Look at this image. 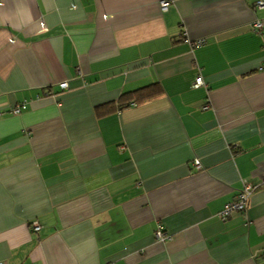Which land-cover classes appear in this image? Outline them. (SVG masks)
Masks as SVG:
<instances>
[{
	"label": "crops",
	"instance_id": "crops-1",
	"mask_svg": "<svg viewBox=\"0 0 264 264\" xmlns=\"http://www.w3.org/2000/svg\"><path fill=\"white\" fill-rule=\"evenodd\" d=\"M169 1L0 0V264H264V8Z\"/></svg>",
	"mask_w": 264,
	"mask_h": 264
},
{
	"label": "built area",
	"instance_id": "built-area-1",
	"mask_svg": "<svg viewBox=\"0 0 264 264\" xmlns=\"http://www.w3.org/2000/svg\"><path fill=\"white\" fill-rule=\"evenodd\" d=\"M160 4V8L161 10H167L170 4L169 0H160L159 2ZM255 6L257 8H264V0H257L255 2ZM251 27L253 29V31L257 34H263L264 35V21L262 20H254L251 24ZM204 42V40H197L195 42V44L200 45ZM204 83L202 76L198 75L195 78L194 81V86H199L202 85ZM60 86L62 88L67 86L66 82H61ZM26 106V104L24 102H22L21 104H18L16 107H13L11 109V112L13 114H18L21 112L22 109H24ZM196 163L198 164V162L196 161ZM252 192V186L248 183L244 184L243 188L237 193L235 200L232 202H229L228 204H226L224 206V208L218 213V216L220 218H226L227 216H229L234 210H239V211H245L247 206H248V202L250 199V195ZM32 229L34 231H38L40 229V225L37 221L32 222ZM155 236L158 239H164L167 237V235L165 234V232L162 230L161 227H159L156 232H155Z\"/></svg>",
	"mask_w": 264,
	"mask_h": 264
},
{
	"label": "trees",
	"instance_id": "trees-1",
	"mask_svg": "<svg viewBox=\"0 0 264 264\" xmlns=\"http://www.w3.org/2000/svg\"><path fill=\"white\" fill-rule=\"evenodd\" d=\"M160 92H161L160 85L158 83H152L150 85H147L145 87H142V88H139L137 90L132 91L130 94H127V96L128 95H138L139 97L137 96L135 98V102L139 103L143 99H148V98H150L156 94H159Z\"/></svg>",
	"mask_w": 264,
	"mask_h": 264
}]
</instances>
